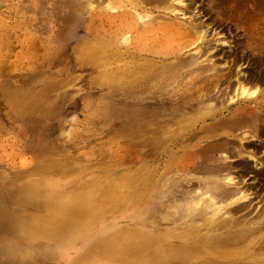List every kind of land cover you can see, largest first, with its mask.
Listing matches in <instances>:
<instances>
[{
	"label": "rangeland",
	"instance_id": "rangeland-1",
	"mask_svg": "<svg viewBox=\"0 0 264 264\" xmlns=\"http://www.w3.org/2000/svg\"><path fill=\"white\" fill-rule=\"evenodd\" d=\"M108 1L82 0L80 9L79 0H0V185L20 183L30 177V180L47 178L56 180V184L60 181L66 191L80 185L90 191L95 186H89L87 182H94L97 176L108 175L119 180L126 175H135L141 159H147L151 168L154 167L153 162L156 165L149 197L142 206L135 199L134 205L119 206L90 224L86 234L77 238L62 236L57 241L39 240L15 246L13 242L17 236L14 230L18 225H7L6 229H0V264H34L36 261L41 264H72L71 259L85 249L86 240L110 226H143L155 230L160 227L174 232L184 227L181 223L184 209L181 207L186 198L181 189L187 178L203 174L191 170V165L205 158L201 152L194 155L186 149L200 139L199 145L204 144V137L212 134L208 124L210 120L201 124L198 119L196 126L187 125L199 111L197 99L205 100L200 108L229 102L237 85L235 73L239 71L242 80L258 62L254 56L256 52L249 49L246 41L251 35L264 31V6L253 15L248 8L239 20L225 7L223 19L215 20V13L211 16L204 13L207 0H169L177 6L176 12L185 24L194 13L197 18L209 22L206 42L209 52L197 60L202 59L203 63L210 55L212 61L209 62L215 70L205 71L202 75L198 73L197 81H194L186 65L172 67L171 64L170 70L162 74L154 73L155 68L144 67L150 74L146 71L145 78L130 88H125L119 81L111 84L105 78V70L101 71L93 63L90 47L97 41L109 45L105 53L107 60L112 62V67L107 68L111 73L121 70L127 61L131 67L130 59L152 63L155 67L166 60L158 58L161 52H165L159 39L152 41L148 35L137 40L134 30L131 33L126 29L132 22L141 28V23L149 21L156 13H145L134 6L132 0H111L118 6L119 17L124 18L127 26L120 27V19L116 17L111 23L113 26H99V33L95 34L93 20L111 11L106 8ZM146 4L150 6L153 2ZM156 19L160 23H175L171 18L158 16ZM243 44L246 48L241 54L246 61H241L240 65L229 62L227 54L244 48ZM175 47V44L170 45L168 50L173 52ZM196 51L195 45L189 44L181 47L180 53L184 61L190 63L196 60L191 56ZM234 55L232 53L231 56ZM229 67L234 71L231 86L221 83L217 77L206 75L216 70L220 73L227 71ZM261 71L263 87L264 61ZM209 79L211 82H207ZM192 102L197 104L192 106ZM142 113L156 115L159 123L168 121L172 125L160 147H164V154L158 151L156 144L143 145L139 141L137 123ZM179 123L181 126L177 130ZM46 157L61 161L59 171L39 166ZM174 167L180 169L175 171ZM249 196L253 199L254 214L264 207V188L259 196H254V193ZM172 198L180 202L175 215L161 220L158 225L149 222L153 212L165 210L161 203ZM12 205L16 207L17 204ZM29 208L37 210L34 206ZM87 234L91 236L87 237ZM45 247L58 249L63 257L49 256Z\"/></svg>",
	"mask_w": 264,
	"mask_h": 264
},
{
	"label": "bare ground",
	"instance_id": "bare-ground-1",
	"mask_svg": "<svg viewBox=\"0 0 264 264\" xmlns=\"http://www.w3.org/2000/svg\"><path fill=\"white\" fill-rule=\"evenodd\" d=\"M227 1L230 2L227 4ZM132 2L134 6H138L149 15L156 13L149 21L141 23V28L138 23L132 22L126 29L131 33L134 30L137 40L148 35L152 41L159 39L166 53L161 52L162 55L158 58L166 61L155 67L152 63L144 64L130 59L131 67H128L127 61L122 68L120 67L121 70L111 73L107 68L112 67V62L107 60L105 53L109 45L97 41L90 47L93 63L99 66L101 71L105 70V78L109 83L118 84L119 81V84L125 88H130L133 83L145 78V72L149 73L147 70L149 67L155 68L154 73L162 74L163 71L166 73L170 70L171 64L172 67L186 65V70L193 74L191 79L194 81L198 78V73L202 75L205 71L215 70V66L209 62L212 61L210 55L203 60L206 64L201 62L202 59L197 60L200 55L209 52L206 45L209 22L197 18L194 13L187 21L188 24H185L180 19L179 12H176L177 6L169 0H142L144 4L140 0H132ZM148 2H153V5L147 6ZM204 5V13H210V16L215 13V20L223 19L225 7L236 14L239 20L240 15H243L248 8L252 10V15L256 14L257 12L254 11L264 6V0H207ZM81 7H83L82 0H79V8ZM117 7L111 3V0L108 1L106 8L111 11H106L104 16L93 20L95 34L99 33V26H111L116 17L120 19V27L127 26L124 18H120ZM181 13L185 14V11ZM158 16L174 19L172 21L175 23H160L156 19ZM173 35H176L175 39ZM246 42L249 49L256 52L254 56L258 59L257 64L242 80L239 71L235 73L237 85L233 88L234 93L230 96L229 102L224 101L220 106L200 108L205 100L197 99L199 111L187 123L191 126L198 119L201 124L210 120L208 124L212 134L204 137L206 142L201 144L202 146L199 145L200 139L191 143L186 149L194 155L201 152L205 158L199 160L197 164H190L191 170L203 174L187 178L184 188L181 189L186 198L184 206L181 207L184 209L181 223L185 226L177 232L159 229L160 227L155 230L143 226H110L96 237H89L85 249L71 259L72 264H119L120 261L121 264H166V261L174 264H264V207L252 214L255 207L252 206L253 199L249 196L252 193L254 196H259L261 189L264 188V86L261 87L264 31L251 35L250 40ZM173 44L176 45L174 48L176 50L172 52L168 48ZM189 44H194L197 51L191 54L196 60H189L190 63H187L180 50L181 47ZM243 47L227 54L229 62L240 65L246 61L241 54L246 46L243 44ZM232 53H235L233 57ZM168 59L172 61L169 62ZM228 69L221 73L216 70L206 75L217 77L221 83L231 86L234 71L231 67ZM248 83L251 85L246 86ZM245 88L249 89V93L254 91L255 95L245 94L243 91ZM190 94L193 97L194 93ZM196 104L192 102L190 105ZM142 114L137 123L139 141L143 145L156 144L157 149H160L158 151L164 154V147H160L165 134L171 132L172 125L168 121L159 123L156 115ZM180 126V123L176 125V129L179 130ZM170 151L171 149L167 150V153ZM141 161V165L136 170L137 177L130 174L115 180L108 175L97 176L94 182H87L89 186H95L90 191H87L84 185L66 191L60 181L56 184V180L49 181L47 178L30 180V177L20 183L0 185L2 201L0 229H6L7 225H18L14 230L17 236L15 243L13 242L15 246L39 240L57 241L58 237L62 236L81 237L86 234L90 224L119 206L134 205L133 199L140 205L147 201L154 175L153 168L156 165L153 162L154 167L151 168L147 159ZM169 161L171 162L172 159ZM39 166L51 171L53 169L59 171L61 161L46 157ZM179 169L174 167L175 171ZM194 173L190 174L194 175ZM194 177L196 179H193ZM250 178L253 180L248 181ZM12 203H16V207ZM179 203L173 198L162 202L165 210L153 212L149 222L158 225L161 220L169 219L177 212ZM29 206H34L37 210L33 211ZM88 236L91 235L87 234ZM44 250L49 256L63 257L56 248L45 247ZM34 264L41 263L36 261Z\"/></svg>",
	"mask_w": 264,
	"mask_h": 264
},
{
	"label": "snow or ice",
	"instance_id": "snow-or-ice-1",
	"mask_svg": "<svg viewBox=\"0 0 264 264\" xmlns=\"http://www.w3.org/2000/svg\"><path fill=\"white\" fill-rule=\"evenodd\" d=\"M225 46H227V45L225 44ZM243 91H244L245 94H252V95H255V92H254V91L251 92V93H249V89H247V88L243 89Z\"/></svg>",
	"mask_w": 264,
	"mask_h": 264
}]
</instances>
